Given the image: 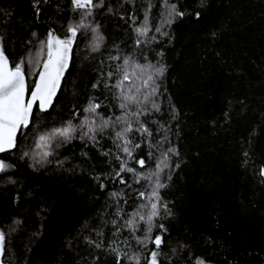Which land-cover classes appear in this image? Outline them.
Wrapping results in <instances>:
<instances>
[{"label":"trees","instance_id":"1","mask_svg":"<svg viewBox=\"0 0 264 264\" xmlns=\"http://www.w3.org/2000/svg\"><path fill=\"white\" fill-rule=\"evenodd\" d=\"M58 2L68 8V0ZM180 4L187 13L200 10L201 16L186 14L163 25L160 33L153 28L149 35L156 40L145 48L149 60L166 66L157 97L161 111L153 117L165 127L157 132L152 126L153 142L163 134L169 143L161 149L174 145L179 150L173 159L180 166L172 169L169 187L161 193L175 214L166 223L165 240L171 246L184 242L194 256H206L213 264H264V183L258 175L264 165V0H207L203 8L200 0ZM0 9L10 13L0 12V34L6 37L10 60L25 53L32 30L41 35L49 26L59 30L66 18L50 9L37 19L31 0H0ZM157 12L152 10V23L161 25ZM96 20L107 42L100 53H87L84 41L74 47L75 64L47 120L69 119L73 106L84 105L89 94L99 97L105 115L120 114L114 106L110 112L103 107L110 94L92 89L91 83L94 69L114 51L113 43L131 50V21L106 11ZM101 144L111 146L107 140ZM141 149L137 158L144 156L147 168L153 163L147 159L149 149L144 144ZM153 151L155 159L160 150ZM58 153L53 159L64 160L62 167L53 162L38 169L29 166L31 160L19 159L16 150L0 155L15 164L0 173V228L8 231L14 219L21 221L8 234L4 264H93V249L84 236L96 239L89 229L97 226L110 236L111 226L104 224L101 213L113 211L105 207L107 193L123 185L105 181L103 191L97 186L91 174L104 169V158L91 145L74 140ZM125 209L132 210L128 205ZM185 256L174 257L171 264H185ZM100 264H114V259L109 256Z\"/></svg>","mask_w":264,"mask_h":264},{"label":"snow or ice","instance_id":"2","mask_svg":"<svg viewBox=\"0 0 264 264\" xmlns=\"http://www.w3.org/2000/svg\"><path fill=\"white\" fill-rule=\"evenodd\" d=\"M206 2L200 0V7L203 8ZM125 5L132 7L128 9ZM31 6L37 19L42 11L50 9L57 16L66 18L58 26L59 30L49 26L43 35L32 30L25 42L28 46L25 53L16 60H10L6 55V37L0 34V154L7 157L16 150L19 159L31 160L29 166L38 169L53 162L62 167L64 160L53 158L58 156L61 147L74 140L97 149L104 158L105 167L91 174L93 181L102 191L107 187L105 181L118 182L123 188L107 193L105 207L113 211L101 213L104 224L111 226L110 236L106 237L104 230L97 226L89 229L96 239L88 235L83 238L93 249V264H100L109 256L113 257L114 264H171L174 257L185 252V264H213L206 256H194L190 245L177 241L171 246L165 240L166 223L175 214L161 193L169 187L172 169L180 166L173 159L179 157V150L174 145L161 149L162 143H169L163 134L159 141L153 142L152 126H156L157 132L165 127L153 117L161 111L157 97L166 66L159 60L152 62L145 53V48L156 40L155 36L149 35L153 28L160 33L163 25L170 26L186 14L199 18L201 11L187 13L180 0H117L115 4L112 0H68L66 9L58 0H31ZM154 8L158 10L161 25L152 23ZM105 11L118 15L125 23L131 21L134 33L130 51L125 52L116 43L110 46L114 51H109L107 60H101L99 68L94 69L97 75L91 83L92 89H103L110 94V103L103 107L110 112L114 106L120 114L105 115L100 111L99 97L89 94L84 105L73 106L69 119L47 120L75 64L74 47H80V41H84L87 53H100L104 48L107 37L96 17ZM0 12L10 15L4 9ZM124 43L127 46V42ZM108 98L106 95L105 99ZM171 111V118L175 119L174 106ZM102 140H107L111 146L104 147ZM142 144L149 149L148 161L153 162L147 168L145 157L137 158ZM153 149L160 150L155 159ZM82 155L88 157L87 152ZM244 163H248L247 159ZM14 168L15 164L0 158V173ZM258 175L264 183V165L259 167ZM8 180L15 183L11 176ZM129 193L135 195L129 196ZM16 198H19L18 193ZM126 205L131 207L130 212L126 211ZM20 224V220L14 219L8 231L0 228V264H4L2 257L8 234L17 230L12 225ZM164 248H168L167 253Z\"/></svg>","mask_w":264,"mask_h":264},{"label":"water","instance_id":"3","mask_svg":"<svg viewBox=\"0 0 264 264\" xmlns=\"http://www.w3.org/2000/svg\"><path fill=\"white\" fill-rule=\"evenodd\" d=\"M59 94V93H58ZM0 155H2V154H0Z\"/></svg>","mask_w":264,"mask_h":264}]
</instances>
